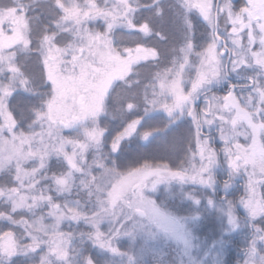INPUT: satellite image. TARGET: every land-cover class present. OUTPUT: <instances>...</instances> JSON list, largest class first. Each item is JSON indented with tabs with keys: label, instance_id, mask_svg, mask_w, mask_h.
<instances>
[{
	"label": "snow or ice",
	"instance_id": "1",
	"mask_svg": "<svg viewBox=\"0 0 264 264\" xmlns=\"http://www.w3.org/2000/svg\"><path fill=\"white\" fill-rule=\"evenodd\" d=\"M233 247L264 264V0H0V264Z\"/></svg>",
	"mask_w": 264,
	"mask_h": 264
},
{
	"label": "trees",
	"instance_id": "2",
	"mask_svg": "<svg viewBox=\"0 0 264 264\" xmlns=\"http://www.w3.org/2000/svg\"><path fill=\"white\" fill-rule=\"evenodd\" d=\"M132 151L133 152L138 151L134 145L132 147ZM139 151L141 152V154H148V155H153V156H157V157L165 155L164 152L159 151V150L155 149L154 147H148L146 149H140ZM202 231H203L204 235H211L212 229L211 228H205ZM232 257H233L232 251H230L229 253L226 254V260L228 261V264H235L236 256L234 259Z\"/></svg>",
	"mask_w": 264,
	"mask_h": 264
},
{
	"label": "rangeland",
	"instance_id": "3",
	"mask_svg": "<svg viewBox=\"0 0 264 264\" xmlns=\"http://www.w3.org/2000/svg\"><path fill=\"white\" fill-rule=\"evenodd\" d=\"M232 251V253H233V259L235 258V256H236V261L238 260V259H240V257L238 256V254H237V249L235 248V247H233V249L231 250ZM235 255V256H234ZM225 259H226V256H225ZM236 261H235V264H236ZM234 262V261H233Z\"/></svg>",
	"mask_w": 264,
	"mask_h": 264
}]
</instances>
